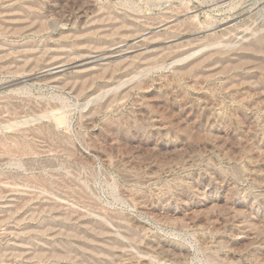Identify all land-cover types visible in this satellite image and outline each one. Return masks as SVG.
I'll list each match as a JSON object with an SVG mask.
<instances>
[{
  "label": "rangeland",
  "instance_id": "374dc122",
  "mask_svg": "<svg viewBox=\"0 0 264 264\" xmlns=\"http://www.w3.org/2000/svg\"><path fill=\"white\" fill-rule=\"evenodd\" d=\"M0 264H264V0H0Z\"/></svg>",
  "mask_w": 264,
  "mask_h": 264
},
{
  "label": "bare ground",
  "instance_id": "6f19581e",
  "mask_svg": "<svg viewBox=\"0 0 264 264\" xmlns=\"http://www.w3.org/2000/svg\"><path fill=\"white\" fill-rule=\"evenodd\" d=\"M60 66H61V65H60ZM60 66H57V67H55V68H58V67H60ZM53 68H54V67H53ZM53 68H52V69H53ZM55 68H54V69H55ZM58 70H59V69H58Z\"/></svg>",
  "mask_w": 264,
  "mask_h": 264
}]
</instances>
